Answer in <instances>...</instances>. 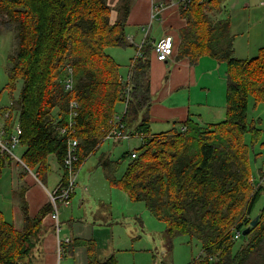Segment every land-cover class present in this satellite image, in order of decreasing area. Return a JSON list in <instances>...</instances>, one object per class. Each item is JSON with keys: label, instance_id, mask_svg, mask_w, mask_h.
I'll return each mask as SVG.
<instances>
[{"label": "trees", "instance_id": "trees-1", "mask_svg": "<svg viewBox=\"0 0 264 264\" xmlns=\"http://www.w3.org/2000/svg\"><path fill=\"white\" fill-rule=\"evenodd\" d=\"M227 2L194 0L182 6L186 26L179 31L177 48V58L187 59L192 66L204 56L227 64L225 120L213 124L190 117L183 124L185 131L152 133L154 46L147 43L129 67L131 89L123 118L129 133L144 132L147 139L121 178L115 177L119 163L105 165L112 186L132 201L145 203L156 219L166 223L171 250L173 240L181 235L201 244L202 255L190 264H264V207L253 216L264 184L255 188L251 182L252 161H262L259 173L264 169V128L263 119L249 121L250 101L264 106V47L254 58L235 56ZM117 11L118 18L112 22L108 0H0V17L17 27L18 50L9 58L6 88L15 92L18 82L23 83L19 97L13 96L11 105L0 109L5 139L21 128L20 158L44 184L53 170L51 156L64 171L67 137L60 128L66 125L72 99L80 106L78 167L98 150L120 106L125 107L128 95L121 65L107 50L130 46L131 6L123 0ZM67 66L74 70L72 93L65 92L61 83ZM127 157L131 153H125ZM11 161L0 148V180ZM21 208L23 230L0 211V264L25 263L41 244L43 219L53 210L49 203L32 218L24 197ZM249 227L245 243L237 249L236 232ZM81 245L89 246L86 264H119L115 256L98 258L86 241L74 240L64 249L73 252Z\"/></svg>", "mask_w": 264, "mask_h": 264}, {"label": "crops", "instance_id": "crops-1", "mask_svg": "<svg viewBox=\"0 0 264 264\" xmlns=\"http://www.w3.org/2000/svg\"><path fill=\"white\" fill-rule=\"evenodd\" d=\"M122 2L123 0H108V4L112 8V22L117 20V8ZM124 2H128L131 6L127 24V38L130 46L136 47L138 51L140 46L147 43L154 46L166 36H171L175 43L174 56L167 62L158 61L154 51L152 53L150 70L153 97L150 108L152 133L159 134L153 131L156 129L162 130L160 133L176 128L181 129L190 117H194L202 123L215 124L224 121L227 112V64L219 63L212 57L204 56L197 65L192 66L187 59L179 60L177 58V48L180 42L179 31L186 26V21L181 17L180 9L176 6H169L161 14L153 17L155 0H124ZM227 4L231 21L230 30L234 36V49H241L245 44L246 52L253 46L259 47V53V50L264 47V0H228ZM239 30H246L248 35L245 36L244 32ZM252 41H254L253 44ZM136 56L137 54L131 57V61ZM113 57L116 59L115 56ZM3 125L4 117L0 118V129ZM52 167V173L49 175L46 184L34 176V171L27 169L25 171L24 167L16 161H11L6 167L5 170L9 172V176L0 180V196L11 205V212L6 217V211L1 202L0 211L7 218V221L13 223L18 230H23L24 227V215L21 208L23 197L28 203L30 216L35 218L49 204V193L61 182L64 171L59 164L57 166L53 164ZM58 167L60 175L55 179L54 175ZM71 220L73 224V219ZM108 222L110 223V220ZM91 225H88V228L91 227L94 231L92 235L82 234L77 237L73 232L74 235L69 236L68 233H65L67 236H64L61 233V226L60 229L56 226L51 213L47 214L43 219L44 237L42 242L25 260L24 264H59L60 258L62 259L60 264H62L64 261L67 263V258L71 255L76 258L80 257L81 262L85 264L88 262L89 246L81 245L87 249V251L85 250L86 254L79 251L80 247L73 252L67 248L64 249V245L73 243L74 240L90 243L98 258L105 259L115 256L113 251L111 253L106 251L104 257L101 247H98L99 245L95 241L98 240L96 237L100 232L97 228H103L104 225L102 223ZM104 228H108V223ZM56 230L60 231V234L57 235ZM59 240L64 242L62 256L59 255ZM67 254L70 255L67 256Z\"/></svg>", "mask_w": 264, "mask_h": 264}, {"label": "rangeland", "instance_id": "rangeland-1", "mask_svg": "<svg viewBox=\"0 0 264 264\" xmlns=\"http://www.w3.org/2000/svg\"><path fill=\"white\" fill-rule=\"evenodd\" d=\"M239 31L244 32L245 36L248 35L246 30ZM16 35V25L10 22L7 17H0V109L11 105L12 97L18 98L23 86L22 81H19L15 92H10L6 88L9 83L8 70L11 67L9 58L15 55L18 50ZM240 36L243 37L241 34ZM244 40L246 43V37ZM251 43L253 44L254 41ZM244 45L241 49H235V56L242 57L241 55H246L242 58L250 59L258 55L259 47L252 46L246 52ZM107 53L116 57V60L121 65V76L127 79L131 57L137 54L136 47L129 46L126 49L113 47L109 48ZM119 110L121 113L123 112L122 106H120ZM259 119H263L261 127L264 128V106H256L254 101L251 100L249 104V121H258ZM153 131L160 133L162 130L156 129ZM248 139L249 136H247ZM142 143V139L138 137H131L120 142L106 140L94 154L85 160L78 171L76 194L72 198V205L68 206L69 208L60 205L59 225L61 226V233L64 236H67L65 233L71 236L74 235V232L77 237L82 234L92 235L94 231L91 227L88 228V225L102 223L105 226L108 223V228H104V226H102L103 228H97L100 232L98 235L96 234L98 240H95L97 245H99L98 247H101L104 257L106 251L110 253L113 251L119 264L193 263L203 253L201 244L198 241L192 240L188 235H181L173 240L171 250L166 235V223L156 219L147 209L145 203L132 201L126 192L112 186L106 179L105 165L110 166V162L119 163L118 169L115 166V177L121 178L132 160L131 157L124 158V154L135 151ZM257 149H259V145ZM22 151L23 149L19 147L15 150V153L19 156ZM49 161L55 166L58 165L54 156H51ZM261 166L262 161L259 160L256 163L254 160L252 161L251 168L254 177L258 178V169ZM59 175L60 170L58 167L54 175L55 179ZM5 176H9L7 170H4L3 177ZM0 202L6 211V217H8L11 212V205L1 196ZM263 207L264 193L255 208L253 216L258 215ZM71 219H73V224ZM108 220H110V223ZM106 229L108 230L102 233ZM56 233L58 235L60 231L56 230ZM61 237L63 236L61 235ZM243 237L238 239L237 249L245 243V238ZM85 250L87 251L83 246L79 248V251H83L86 254ZM67 259L68 262L64 261L62 264L82 263L80 257L76 258L73 255L68 256ZM61 260L60 258L59 264Z\"/></svg>", "mask_w": 264, "mask_h": 264}, {"label": "built area", "instance_id": "built-area-1", "mask_svg": "<svg viewBox=\"0 0 264 264\" xmlns=\"http://www.w3.org/2000/svg\"><path fill=\"white\" fill-rule=\"evenodd\" d=\"M194 0H155L154 5V16L156 17L161 14L167 7L169 6H176L180 9L182 6L186 7L191 4ZM142 48L140 46L137 51V56H142ZM175 52V43L171 36H166L160 39L156 44H154V54L158 61L160 62H167L170 58L174 56ZM121 80L125 84V88L127 90L128 99L125 103V107L122 113L117 114L114 119L112 120V126L108 130L105 135L104 141L106 140H115V141H124L128 140L131 137H138L141 138L143 143H145L147 139V134L144 132L136 131L134 133H129L127 131L126 124L123 122L124 113H126L127 104L129 100V93L131 87L129 86V76L127 79H124L121 76ZM63 90L67 93H72L74 90V70L71 66H67L65 70V76L61 80ZM79 102L76 99H72L69 104V111H68V119L66 125L60 128V134L67 137V151L63 159V169L64 175L61 182L58 186L49 193V203L52 204L53 210L51 215L55 221V224L60 229L59 225V214H60V205L68 207L72 203V198L75 194V190L77 187V175L79 168L78 162H80L79 157V147L81 145L80 138L77 137V124H78V115H79ZM8 117V114H7ZM186 127L182 126L181 131H185ZM22 134V130L20 127L17 128L16 133L8 140L5 139V131L2 127L0 129V148L1 152L10 155L13 158V161H16L19 164L25 166L27 170L30 169L25 165L22 161L20 156H17L15 150L20 146V136ZM141 145V146H142ZM140 146V147H141ZM139 147V148H140ZM138 148V149H139ZM138 149L131 152V158L134 160L138 157ZM90 157V156H89ZM88 157V158H89ZM87 158V159H88ZM86 159V160H87ZM34 176L38 177V174L35 173ZM252 184L255 188H258L260 185L264 184V169L261 173H259L258 178L252 176L251 178ZM242 237V231L236 232L235 239L238 240ZM69 242V240H67ZM64 242L59 240V255H63V244Z\"/></svg>", "mask_w": 264, "mask_h": 264}, {"label": "water", "instance_id": "water-1", "mask_svg": "<svg viewBox=\"0 0 264 264\" xmlns=\"http://www.w3.org/2000/svg\"><path fill=\"white\" fill-rule=\"evenodd\" d=\"M259 217H256L255 220L252 222L251 226H256L258 223ZM251 230V227L246 228L244 231H242V236H246Z\"/></svg>", "mask_w": 264, "mask_h": 264}, {"label": "bare ground", "instance_id": "bare-ground-1", "mask_svg": "<svg viewBox=\"0 0 264 264\" xmlns=\"http://www.w3.org/2000/svg\"><path fill=\"white\" fill-rule=\"evenodd\" d=\"M260 51V50H259ZM261 52V51H260ZM260 52H259V54H260ZM263 58V57H262ZM169 131V130H168ZM150 143V142H149ZM146 146V145H145ZM152 146V145H151ZM147 147V146H146ZM149 148V147H148ZM257 226V225H256ZM258 232V231H257Z\"/></svg>", "mask_w": 264, "mask_h": 264}]
</instances>
